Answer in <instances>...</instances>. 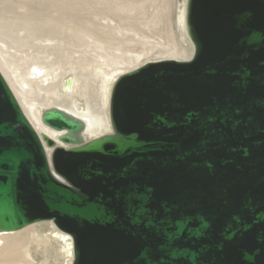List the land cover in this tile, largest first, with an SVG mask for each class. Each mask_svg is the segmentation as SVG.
Returning <instances> with one entry per match:
<instances>
[{
  "label": "water",
  "instance_id": "obj_1",
  "mask_svg": "<svg viewBox=\"0 0 264 264\" xmlns=\"http://www.w3.org/2000/svg\"><path fill=\"white\" fill-rule=\"evenodd\" d=\"M186 25L191 60L117 79L111 133L42 109L53 167L0 71V231L52 219L72 264H264V0H187Z\"/></svg>",
  "mask_w": 264,
  "mask_h": 264
},
{
  "label": "bare ground",
  "instance_id": "obj_2",
  "mask_svg": "<svg viewBox=\"0 0 264 264\" xmlns=\"http://www.w3.org/2000/svg\"><path fill=\"white\" fill-rule=\"evenodd\" d=\"M140 2L141 0H0V4H3L0 7V71L36 131L47 133L56 140L57 144L53 147L44 143L52 167L54 149L59 146L68 149L71 145L58 138L64 130L59 131L43 123L41 119L42 109L57 106L82 118L85 121L83 137L88 141L111 133L110 98L113 86L121 75L151 62L189 61L192 59L194 44L189 37L186 25L187 0H183L179 12L178 30L180 39L175 36V30L170 25V34L168 33L169 35L165 36L166 39L163 36L164 41H161V35L165 33L159 34L162 28L159 29L158 25L160 23L159 20L157 21L156 16V18L144 20H138V17H136ZM143 2L145 3L144 0ZM141 6L145 5L142 4ZM155 10L157 9L155 8ZM7 19L18 26L21 25V30L31 31L33 36H40L50 42H66V44L70 43L74 46L93 44L114 51L116 49L124 51L130 49L129 46L126 47L129 42H136L137 45L143 44L145 47L144 49L135 47L134 54L128 55L125 59H119L116 55L109 57L110 65H114V68L101 78L102 82L99 88L101 90L98 89L101 91L100 97L98 92L96 93L97 87L94 88L92 85L93 74H84L87 67L81 62H78L80 63L79 67L67 70V74L66 72L54 74L55 80L53 81L47 78L53 72L42 71L44 68L46 69V66L38 62L32 63V61L27 62L24 60L26 67L21 71L22 69L19 67L21 63L17 62L19 61L18 58L14 60L15 57L12 58L11 53L8 52L11 49V43H9L10 48H8L9 38H5V35L8 37L11 34H6V28L9 27L12 32L10 27L13 26L2 21ZM100 20L106 22L103 23ZM165 28L167 29V27ZM2 29L5 31L3 32ZM14 29L17 28L13 27ZM115 31L120 32L122 36L114 35ZM130 33L139 37L136 39ZM159 35L161 37H158ZM10 39L12 40V38ZM15 39L17 38L15 37ZM13 43H15V40ZM141 54L146 56L145 60L140 61L138 57ZM151 54H155L157 57L150 58ZM135 59L139 60L133 63ZM81 61L83 62L84 59H81ZM80 67L81 69L78 70L77 68ZM68 78L71 79L69 83H67ZM85 94H88V99H84L87 97V95L83 97ZM39 222H47L49 228L41 232L39 228L32 226V224ZM61 240L65 242L68 240L67 264H72L74 261L73 236L69 232L58 229L52 219L33 222L16 231H0V264H32L29 249L32 243L42 244L43 249L47 251L52 242H56L62 250Z\"/></svg>",
  "mask_w": 264,
  "mask_h": 264
},
{
  "label": "rangeland",
  "instance_id": "obj_3",
  "mask_svg": "<svg viewBox=\"0 0 264 264\" xmlns=\"http://www.w3.org/2000/svg\"><path fill=\"white\" fill-rule=\"evenodd\" d=\"M142 1L143 0H141L140 4L138 5L139 12L138 14H136V17H138V20L139 19L144 20L148 18L150 19V18L157 17L156 19L157 21L159 20V23H160L158 27L159 29L160 27L162 28V31L159 34L165 33L161 35L162 37L160 35L158 36V37H161V41H164V38L166 39L165 36H168L170 34L169 32L170 25L173 26L172 28H174L175 30V36L178 39H180L179 30H178V27H179L178 18H179V12L181 10V5L183 4V0H154L155 2L151 0L149 1L144 0L145 3L144 2L142 3ZM147 3L148 5H146ZM142 4H144L145 6H141ZM2 6L3 4H0V7ZM151 7H153L154 10L156 8L157 10L155 11L157 12H155L153 8ZM145 9L147 10L145 11ZM139 13L141 16L139 15ZM2 21H5L6 24H10L14 28H17L13 30V27H10L12 28V32H11L10 31L11 29L9 30V27L7 28L4 27L6 28V34L7 33H9V35L11 34L8 37L5 35V38H9L8 40L9 42L7 41L8 42L7 46L9 45V43H11V45L13 46L12 48V46L10 45L11 49L8 50L9 54L11 53L10 56H12V58L15 57L14 60L18 58L17 60L19 61H21L22 58H24L21 62L17 61L19 64L21 63V65L19 66L20 69H22L21 71H23V69H25L26 67V65L23 62L24 60H26L27 62L32 61V63L38 62L39 64L46 66V69L44 68L42 71L48 70L47 72H50V73L53 72L51 75L49 74L50 76L49 75L47 76L48 80L53 81L55 80L54 74L57 75V74L65 73L70 68L77 67L78 65L80 66V63L78 62H81V63H84L87 67L86 68L87 70L84 72V74L86 73L87 74L89 73L90 75L93 74L92 78L94 79L92 81V85L94 88L97 87L96 93L98 92L99 94L98 96L100 97H101V91L99 90L101 89L99 88L102 82L101 78L104 77L107 72L112 71V69L114 68V65H110L109 57L116 55L119 57V59H125L128 55L134 54L133 52H135V47H140L141 49H144L145 47L143 44L137 45L136 42H129L127 43L126 47L129 46L130 49H125V51L116 49V51H114L112 49H104L101 46H96V45L94 46L93 44L84 45V46H74L70 43H67L68 44L67 45L66 42H61V43H58L57 41L50 42V41L44 40L40 36H37V35L33 36L31 34L33 32L31 31L29 32L27 31L28 32L27 34L25 29L21 30L22 29L21 25L18 26L16 23H13V21L9 19L2 20ZM100 21H103V20H100ZM105 22L106 21L104 20L103 23ZM136 22L138 21L136 20ZM165 27H167V29ZM2 31L4 32L5 30L2 29ZM113 34L117 35L118 37L122 36V34L118 31H115ZM131 35H133L136 39L139 37V36H135V34L133 33ZM14 36L17 39H15ZM10 38H12V40ZM13 39L15 40V43H13L14 42ZM10 47L8 46V48ZM108 50H109V53L111 52L110 54L108 53ZM100 52L104 54H101ZM99 54H101L102 56ZM154 57H157V56L155 54L150 55V58H154ZM138 58L141 61V60H145L146 56L141 54ZM81 59H84V61L82 62ZM139 59H135L133 63H136V60H139ZM77 69L80 70L81 67ZM67 73L68 72H66V74ZM84 96L86 97L84 99H88V94L83 95V97ZM87 101L89 102V100ZM47 222L34 223L32 224V226H35V228H39L41 232H44L49 228L47 227ZM67 243H68V240L66 242L63 240L60 241V245L62 246V250H61L60 246L56 242H52V245L49 247L47 251L43 249L42 244L37 245L36 243H32L29 247L30 254H31L30 260L32 261V264H67L68 263L67 253H66V250L68 248Z\"/></svg>",
  "mask_w": 264,
  "mask_h": 264
}]
</instances>
